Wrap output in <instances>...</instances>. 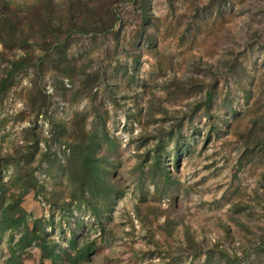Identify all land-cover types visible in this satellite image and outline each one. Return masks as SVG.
I'll list each match as a JSON object with an SVG mask.
<instances>
[{
  "label": "rangeland",
  "instance_id": "374dc122",
  "mask_svg": "<svg viewBox=\"0 0 264 264\" xmlns=\"http://www.w3.org/2000/svg\"><path fill=\"white\" fill-rule=\"evenodd\" d=\"M126 1L114 3L112 32H68L70 77L50 53L37 119L26 102L33 70L0 97V155L34 152L39 188L22 201L30 227L40 221L46 246L67 252L62 264H264V0ZM1 52L0 75L24 55ZM81 130L86 145L97 135L96 157L119 188L95 210L55 169L77 156ZM18 237L3 235L0 264ZM21 258L50 264L36 248Z\"/></svg>",
  "mask_w": 264,
  "mask_h": 264
},
{
  "label": "trees",
  "instance_id": "16d2710c",
  "mask_svg": "<svg viewBox=\"0 0 264 264\" xmlns=\"http://www.w3.org/2000/svg\"><path fill=\"white\" fill-rule=\"evenodd\" d=\"M117 0L101 2L100 0H66L63 4H55L52 0H34L31 3L11 6L10 1L0 0V46L1 55L20 50L24 55L11 61L0 75V97L6 96L14 84L17 74L24 70H33L36 78L44 74V62L51 52L57 56L56 63L60 75L70 77L73 74L72 60L66 55L70 43V35H86L92 33L107 34L114 30L119 23V9L114 6ZM135 4V0H127ZM143 27L148 22V11L145 2L141 1ZM66 35V39H63ZM89 91L95 84V78L88 76ZM39 83H34L28 91L26 102L32 110L36 111V119L42 107L48 104V97L40 88ZM38 84V85H37ZM31 141L35 146L39 142L33 128H29ZM83 140L75 148L76 154L72 155L65 167L59 161L55 165L56 171L69 177V182L74 186L73 197L85 202L95 210V201L100 194L109 191L119 194V188L111 184L109 172L101 165L96 157L100 141L97 135H92L84 143L85 134L81 130ZM86 142V141H85ZM38 146V145H37ZM37 149V147L35 148ZM36 151V150H35ZM33 153L20 148L11 154L0 155V245L3 235L19 232V237L13 247L8 245V257L3 264H24L21 253L30 248L41 251L42 259L49 260L50 264L69 262L67 252L57 246H46L48 235L40 221H33L29 225V217L22 207L24 196L39 188V183L34 175L32 166ZM12 157H14L12 159ZM10 159L15 160L14 163ZM10 167L12 174L5 181L3 173ZM115 186L114 191L113 187ZM13 240L11 239L10 242ZM70 248L76 251L77 259H85L88 255L86 249L76 250L75 239L69 241Z\"/></svg>",
  "mask_w": 264,
  "mask_h": 264
}]
</instances>
